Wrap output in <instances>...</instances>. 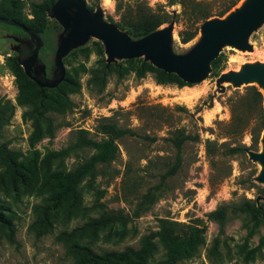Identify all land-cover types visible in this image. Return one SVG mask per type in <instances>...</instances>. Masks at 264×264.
<instances>
[{"label": "rangeland", "instance_id": "obj_1", "mask_svg": "<svg viewBox=\"0 0 264 264\" xmlns=\"http://www.w3.org/2000/svg\"><path fill=\"white\" fill-rule=\"evenodd\" d=\"M33 1L40 0H17L23 24L32 18L29 4ZM84 1L102 21L116 26L121 13L134 16L140 2L164 13L166 21L155 30L170 27L167 50L173 57L187 56L201 40L203 21L191 25L183 14L184 6L186 10L191 6L188 0ZM228 1L204 6L214 11ZM246 2L237 0L222 16L207 19L224 18ZM19 25L0 21V264H73L79 245L96 252L137 248L163 219L178 224L180 233L199 229L195 250L177 264H264V182L257 179L262 167L248 154L262 152L264 128L258 141H253L258 100L248 87L261 92L263 116L264 97L255 80L239 86L217 80L244 64H264V20L247 35L249 49L223 44L210 61L207 76L193 84L161 83L151 71L141 74V62L151 64L144 56L132 62L117 58L107 62L101 40L76 37L62 56L66 81L56 92L44 88L38 94L30 86L20 90L8 64L10 57L17 56L20 43L32 49L36 45ZM196 28L197 33L182 42L184 33ZM121 30L134 42L144 37ZM64 31L49 10L39 36L42 46L29 63L44 79L55 78L54 53ZM56 96L61 100L52 102ZM32 111L42 119L43 128L48 118L54 129L52 135L45 133L31 144ZM108 123L130 132L113 138L112 159L95 163L79 183L77 209L63 211L49 201L43 159L52 155L51 171H69L94 152L81 145V136L97 142L108 139L100 130ZM177 130L189 136L178 151L169 140ZM6 151L21 165L25 185L9 183ZM169 168H175L173 174H167ZM37 205H47L49 216L40 227ZM221 206L225 216L218 221L210 213ZM105 212L114 219L94 241L73 237L75 227ZM157 246L148 264L161 261L164 250Z\"/></svg>", "mask_w": 264, "mask_h": 264}, {"label": "trees", "instance_id": "obj_2", "mask_svg": "<svg viewBox=\"0 0 264 264\" xmlns=\"http://www.w3.org/2000/svg\"><path fill=\"white\" fill-rule=\"evenodd\" d=\"M8 3H0V21L10 24H20L19 29L23 30L25 27L27 31H31L38 36L44 32L45 23L47 19V13L50 10L52 3L55 0H40L33 1L30 5V14L32 16L25 24H23L18 18L19 12L17 9L19 5L17 0H6ZM197 2L195 0H188L191 6L186 10V6L183 8V14L189 17L190 24H195L197 22H202L209 18L210 16H222L227 12L237 0H229L226 6L216 8L214 11L210 10L209 6H204L212 2ZM18 6H17V5ZM203 7H202V5ZM120 9V6L116 7V10ZM136 12L134 16L127 14L128 12L121 13L120 19L117 22L119 29H126L136 36H145L150 32L154 31L162 23L166 21L164 13H160L159 10H152L151 8L143 5V3H137ZM198 28L194 29L192 32H185V36L181 38L182 42H187L196 33ZM25 31V30H23ZM26 32V31H25ZM28 34V32H26ZM183 34V35H184ZM17 56L10 57L8 59V64L14 73L20 90H23L25 86H30L34 88L35 93L38 94L39 91L44 89L36 85L35 82L30 80L24 73L23 68L19 64L20 58L27 57L32 48L28 46L27 43H20L17 47ZM137 61V59H135ZM132 59H126L128 62L135 61ZM215 64L213 63V67ZM140 73L145 71H151L155 73L157 79L161 83L168 82H178L183 84L182 81L176 74L163 72L161 69L154 67L152 64L147 62H141ZM66 81L64 76L63 80L55 87L48 88L51 91H58L62 84ZM250 91L256 96L258 100V116L254 128L252 129L253 141H258L260 133L264 128V116L262 111V95L261 92L254 86L248 87ZM45 90V89H44ZM56 96L52 98L51 101L61 100V97ZM58 103V102H57ZM56 103V104H57ZM5 108V107H4ZM34 112L30 114L32 118V131L30 133L29 142L32 144L35 140L43 136L45 133L52 135L54 126L51 120L44 119L45 126L42 127V119L38 115L34 116ZM102 133H106L109 138L102 141H94L84 136H81V145L93 148L94 152L91 156L82 162H79L73 168L67 172H57L50 170V161L53 158L51 156H46L43 159L45 164V170L43 176L46 180V184H49V201L55 203L63 211L75 210L79 203V193L78 185L79 183L88 175L91 174L95 163L107 162L112 159L115 153V146L113 144V138L120 137L129 130L116 128L113 124H103L100 127ZM188 135H184L183 132L177 130L174 132L173 136L169 138L171 143L175 146L177 151L180 149L183 142L188 139ZM6 171L8 174L9 183L12 186H16L17 182L25 185V175L20 170L21 165L18 164L16 158L13 157L11 152L6 151ZM177 161L180 158L177 156ZM175 168H169L167 174H173ZM70 201V202H69ZM246 209L250 206L246 202ZM38 211L37 216H39V227L45 224V221L49 219L47 205H37L35 207ZM252 209H256L252 206ZM210 216L218 221H222L225 216V207L221 206L210 213ZM114 219V216L110 212H105L97 217H90L85 223L79 227L73 229V234L75 236L84 237L88 242L94 241L98 232L108 224H110ZM159 229L144 236L137 248L125 247L121 250H100L98 252L94 251L88 245H79L77 251L74 255L73 264H148L149 259L158 251V243L161 244L164 254L159 262V264H177V262L186 257V255L195 250L197 243L200 242V235L198 228H191L189 233H180L176 230L178 224L175 222L161 220ZM109 233L111 231L109 230ZM114 233V232H113ZM78 245V244H76Z\"/></svg>", "mask_w": 264, "mask_h": 264}, {"label": "water", "instance_id": "obj_3", "mask_svg": "<svg viewBox=\"0 0 264 264\" xmlns=\"http://www.w3.org/2000/svg\"><path fill=\"white\" fill-rule=\"evenodd\" d=\"M51 14L64 26V34L54 53V75L52 80L38 76L29 66L35 61L42 46L39 36L23 30L36 41L31 53L20 60L25 75L43 88H55L65 76L62 56L69 50L76 37H93L105 44L107 62L117 59L145 57L163 72L174 73L187 83H198L208 73L209 63L214 59L223 44L234 45L239 49H249L247 35L264 20V0H247L245 5L224 18L204 20L199 29L200 42L185 57H173L168 53L170 27L154 30L141 40L134 42L131 37L115 24L104 22L98 12L90 11L84 0H55L50 8ZM218 81L228 80L234 86L250 83L254 80L259 87H264V64L261 62L244 64L237 72L222 74ZM262 152H249V156L259 161L260 169L257 179L264 182V129L261 134ZM264 201V197L262 198Z\"/></svg>", "mask_w": 264, "mask_h": 264}, {"label": "bare ground", "instance_id": "obj_4", "mask_svg": "<svg viewBox=\"0 0 264 264\" xmlns=\"http://www.w3.org/2000/svg\"><path fill=\"white\" fill-rule=\"evenodd\" d=\"M261 91H262V94H263V97H264V87L262 86L261 87ZM264 100V99H263ZM263 168V166H261ZM260 170V169H259Z\"/></svg>", "mask_w": 264, "mask_h": 264}]
</instances>
